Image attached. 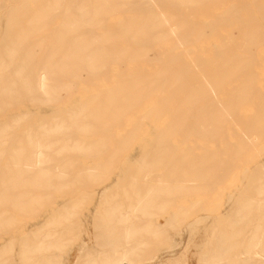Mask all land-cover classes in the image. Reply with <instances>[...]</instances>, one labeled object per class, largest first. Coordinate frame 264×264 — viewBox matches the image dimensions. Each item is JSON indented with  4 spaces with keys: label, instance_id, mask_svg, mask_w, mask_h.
<instances>
[{
    "label": "rangeland",
    "instance_id": "374dc122",
    "mask_svg": "<svg viewBox=\"0 0 264 264\" xmlns=\"http://www.w3.org/2000/svg\"><path fill=\"white\" fill-rule=\"evenodd\" d=\"M96 1L85 0L90 12L81 32L101 38L91 48L104 58L50 75L47 85L56 95L54 89L64 87L59 97L43 89L33 98L23 89L9 95L0 88V188L4 180L14 181L7 174L3 179L14 166L11 157L29 154V128L35 134L62 128L69 147L57 162L63 179L38 190L31 207H12L0 194V264H105V253L123 245L105 250L103 216L113 209L111 227L119 229L121 209L135 188L170 172L173 150L179 156L187 148V159L206 155L207 175L173 184L148 213L146 220L156 221L160 232L138 249L134 264H264V126L249 142L264 108V0ZM71 2L0 0V74L6 84L16 79L27 54L33 55V75L45 59L64 58L52 42L64 35ZM136 4L140 10L133 11ZM50 10L57 16L43 14ZM131 16L148 30L122 37L120 25ZM238 53L243 62L235 72L227 61ZM251 56L257 57L253 65ZM253 71L252 79L245 77ZM112 91L122 96L106 108ZM242 91L253 97L239 99ZM198 107L211 108L204 129L196 126L197 113L184 116ZM84 115L93 116L78 128L73 123ZM81 162L91 168L82 176ZM65 205L68 222L58 216ZM55 230L43 243L47 248L30 259L43 234ZM24 235L31 245H23ZM252 254L258 262L248 261Z\"/></svg>",
    "mask_w": 264,
    "mask_h": 264
},
{
    "label": "bare ground",
    "instance_id": "6f19581e",
    "mask_svg": "<svg viewBox=\"0 0 264 264\" xmlns=\"http://www.w3.org/2000/svg\"><path fill=\"white\" fill-rule=\"evenodd\" d=\"M101 1L102 0H97L96 2L100 3ZM59 6L60 2L57 4V8ZM89 7L90 6L85 2V0H81V2L78 3L73 0L66 14L67 19L70 18V20L63 28L64 35L60 34V36L58 34L53 38L52 48L54 49V52L58 50L65 51L66 54L64 55V58L58 62L45 59L42 64V68L44 70L39 68L37 69L36 74L33 75V55L32 53H30V55L27 54L21 61L20 65L18 64V69L15 73L16 79L13 82L6 84V82L2 79L3 75L0 74V88L3 89L2 91L7 92L9 95H13L18 89H23L26 97L33 98L40 93L41 89H43L44 91L42 92L49 91L48 94H53L54 96L59 97L64 91V87L62 89H60V87L54 89L57 91L56 95L53 91V87L49 88V85H47L50 75L52 77L55 76L57 70H62L63 72L68 69L79 70L81 67H88L92 62L104 58L103 52H101L102 54L98 56V51L91 48L92 44L99 42L101 38L92 36L91 31L89 30H83L81 32L83 24H87L85 18L90 12ZM139 7L140 6L136 4V6L133 7V11L140 10ZM45 13L49 15L50 18L57 16V13H52V10H50L49 13L43 11V14ZM140 21V18L137 19L135 16H131L126 20L125 24L120 25V33H122V37L128 35V32L130 31L145 34L148 27L145 24L144 26H140ZM11 24L15 25L16 21L12 20ZM76 32L78 33L74 35L73 33ZM126 51L127 50L123 52L126 53ZM108 54L111 55L110 53ZM250 59L251 61L249 64L253 65L257 57L251 56ZM242 62L241 54L238 53L235 54L233 58L228 59L227 64L229 63L228 66H230V69L232 68L236 72V68L241 66ZM11 65H13L12 60L8 62L6 66L8 67ZM3 66L4 63L0 61V68ZM25 70H29V73L22 76V72H25ZM254 74L255 72L253 71L245 77H254ZM120 92L121 91L111 92L108 100L104 104L106 108H109L112 103L122 96V93ZM248 92L246 93V91H242L237 96L238 98L240 95L241 98L244 95L253 97V93ZM254 95L259 99V101L263 99V94L259 90L254 92ZM126 96H129V93ZM191 102L193 103V101ZM210 109L211 108L209 107H198L195 110L193 108L188 109L184 116L187 118L188 116L197 113V117H200V119L196 126H198V129H204L206 128L205 124H208L205 115L209 113ZM261 115V119L259 120L261 123H257L255 126H252V130H255V132L249 136V142H252L259 137L258 132L256 131L257 129H261V126H264V108L261 110ZM89 116L84 115L77 119L75 121L76 123L73 124L79 128V122L87 124L86 122H83V120L89 118ZM184 122L185 121H183V125L185 124ZM4 129L5 128H0V133L4 131ZM35 133V127H31L25 132V138L30 150L29 154L25 157H22L20 154L12 156L9 163H12L14 166L8 168L3 175V179L6 174L11 176L9 179H14L13 182L10 180H4V185L6 186L0 188V194L3 196L2 200L9 203L12 207L22 209L31 207V203L36 199L38 190L50 187L55 178L63 179L64 177L63 170L57 162L65 150L69 149L67 145L68 134L62 128H56V130L45 129L38 134ZM175 150H173V154L170 155L171 157L168 160L169 166L167 167H170L171 171L162 174L156 173L154 177L150 178L152 182H147L145 185L140 186V189L135 188L132 195L128 197L126 209H121L122 219L120 222L122 226L119 229L114 230L111 227L113 223V219L111 218V213L114 212L113 209L108 211L109 215L105 216V218L103 216L100 224V230H102L103 241L106 244L105 250L120 248L122 247L121 245H123V250H115L113 252L110 251L105 253V264H134V258L139 256L138 249L150 242L151 237L149 236L160 232L159 229L161 226H158L156 221L146 220L148 213L152 212L158 206L163 196L167 192L171 191L173 184L179 185L184 180L189 178L199 179L206 177L207 172L204 171V168L202 169V166L206 161V155L201 154L187 159L188 155L186 153H191L192 148H187L186 150L183 149L179 156H175ZM160 154H163V152H160ZM169 154L170 152L166 150L165 157H168ZM87 163H89V161ZM84 165H86V162H81L78 171V175L80 176L84 175L88 169H91L86 168ZM159 177H162L161 180ZM19 186L25 187V189L20 190ZM58 213L57 214L62 221H70L71 214L70 207L68 205H65ZM3 214H0V217ZM37 220V218L35 220L33 219L30 224L35 226L37 224ZM46 225L41 228L46 227ZM23 230L20 229V232H23ZM56 233L57 230L53 232H45L42 239L32 250L30 259L34 253L38 255L44 248H47L46 246H43V243L51 242ZM28 239L29 237L27 235H24V237L22 236V241L24 242L23 245H31V242ZM92 260L94 259H91V261ZM248 261L258 262L259 259L257 258V254H252ZM90 264H93V262Z\"/></svg>",
    "mask_w": 264,
    "mask_h": 264
}]
</instances>
